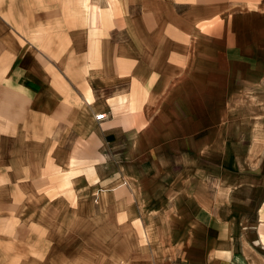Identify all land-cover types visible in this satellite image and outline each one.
Segmentation results:
<instances>
[{
  "label": "rangeland",
  "instance_id": "1",
  "mask_svg": "<svg viewBox=\"0 0 264 264\" xmlns=\"http://www.w3.org/2000/svg\"><path fill=\"white\" fill-rule=\"evenodd\" d=\"M224 1L230 4V11L248 5L264 6V0H214L216 11ZM168 2V10L176 8L179 14L189 11V6L177 7L172 0ZM81 3L82 0H0V14L19 30L22 22L28 34L31 29L46 27L51 39L59 32L61 40L66 27L76 33L79 28H89L80 16L85 10ZM90 3L106 8L114 7L118 0H90ZM119 27L120 31L113 32L112 37L125 47L128 39L125 23H119ZM98 31L100 34L95 36L100 40L104 33L102 29ZM11 33L6 30L8 48L14 44ZM26 42L22 41V45ZM89 43L88 40V48ZM112 47L104 43L102 52L109 56ZM8 48L6 51L0 48V105L5 100L1 94L8 89L3 87L1 76L13 59ZM41 50L58 56L66 49L30 48L26 57L29 68L35 58L31 53L41 57ZM69 50L72 55L67 56L68 51L57 69L44 64L38 72V92L44 95L43 103L50 98L59 111L64 100L60 85L69 87L71 81L64 74L76 76L74 83L82 77L85 82L83 69L87 64L74 61L77 57L84 61V50L76 47ZM227 84L223 83L221 73L216 72L213 96L199 97L200 103L206 104L208 100L213 113L208 119L200 113L196 126L165 116L161 118L167 127L156 120L145 135L128 136L121 122L127 118L125 108L118 114H109L113 130L100 129L101 136L97 133L104 160L89 157L84 165L72 164L70 157L82 138L90 141L94 135L87 133V120L79 113L73 112L69 118H57L46 125L41 116L30 128L26 113L17 119L15 111H4L7 116L0 119V264H205L211 246L209 235L202 225H192L187 203L182 208L174 197L170 196L172 202L166 201L171 193L166 190L175 186L182 192L196 183L201 203L212 208L221 206L220 203L238 206L243 218L249 219L261 200V192L254 191L256 180L264 178L255 174L261 165H255L253 140L260 125H264V83L245 87L244 81L231 80V89ZM71 101L74 103L73 97ZM169 104L166 99L164 106ZM141 108L145 118L153 116L155 109ZM9 120L12 128L5 127ZM5 121L3 126L1 123ZM21 121L26 128H14L15 122ZM186 126L193 127L188 129L192 137L184 136L185 145L171 144L170 141L179 140L177 137ZM159 132V136H152ZM66 172L73 174L68 180ZM9 174L18 179L16 182L24 192L17 200L12 196L14 179L8 188L1 185ZM182 211L186 217L178 220L176 215L180 216ZM147 228H151L154 241L150 243L147 239L144 245L139 236Z\"/></svg>",
  "mask_w": 264,
  "mask_h": 264
},
{
  "label": "crops",
  "instance_id": "2",
  "mask_svg": "<svg viewBox=\"0 0 264 264\" xmlns=\"http://www.w3.org/2000/svg\"><path fill=\"white\" fill-rule=\"evenodd\" d=\"M168 1L118 0L114 7L103 8L98 4L92 5L90 0H82L80 5L85 10L80 16L89 28H79L76 33L71 29L69 32L66 27L62 31L61 40L59 32L51 39L46 27L29 29L31 33L28 34L27 27H24L22 22L19 30L0 14V48L4 51L8 48L7 29L14 36V44H10L11 47L8 48L9 53L13 52V59L1 77L3 87L18 93L24 102H20L22 105L19 101L14 102L11 110L15 111L16 118L22 119L26 113L29 127L34 128L32 124L41 116L44 123L47 121L46 125L57 118H69L73 112L79 113L81 118L87 120V133L94 135L89 138L90 141L82 138L70 157L72 164L84 165L89 157L104 160L99 152L102 143L98 137L102 135L99 130H113V122H109L108 118L103 122L96 121L92 111L98 115L105 113L109 117V114L115 115L125 108L127 118L121 122L127 129V135L142 136L146 134L147 128H153V122L156 120H160L161 126L167 127L161 117L176 118L174 121L178 122L190 121L195 126L200 113L206 114L208 119L213 113V106H209L208 100L206 104L203 101L200 103L199 97L203 99L213 96L216 72L221 73L223 83H228L229 89L231 80L244 81L245 87L264 83V6L248 5L246 8L230 11V4L224 1L216 11L214 0H172L177 7L189 6L187 13L179 14L176 8L168 10ZM97 7L100 10L97 11ZM122 22L125 23L128 35L125 47L120 46L112 37L113 32L120 31L119 23ZM100 28L104 36L97 40ZM22 41L29 43L22 45ZM104 43L109 48L113 46L109 56L102 52ZM71 47H76L77 50L81 48V52L84 50V61L81 57L74 61L80 65L87 64L83 69L85 82L83 77H78V83H74L76 76L71 78L63 73L66 79L71 81L69 87L58 82L64 95V100L59 104V111L55 109L56 103L52 99L47 98V102L43 103L44 95L41 96L38 92V72L44 64L57 69L60 60L68 51L67 56L72 55L69 50ZM30 48L66 50L58 56L54 52L41 50L39 57L33 52L31 56L35 58L29 68L26 57ZM70 62H73V59ZM227 68L230 70L227 71ZM242 89L240 88L239 92ZM54 94L50 95L55 96ZM104 94L106 96H103ZM1 95L5 98V92ZM166 99L170 101L168 107L164 106ZM140 106L142 110H147L148 106L150 111L155 109L149 120L140 113ZM55 110L57 112H54ZM136 113L140 114L138 118H135ZM6 121L1 124L5 126ZM10 122L11 120L5 127L12 128ZM260 126L259 132L253 137L255 165H261V168H256L255 174L264 177V125ZM16 127L26 128L23 121L15 122L14 128ZM189 128L193 127H184L177 137L179 140H172L171 144L185 145L186 139L192 137ZM14 135H17V131ZM159 135L160 132L152 134L153 137ZM103 136L107 137V133ZM184 136L187 138L183 141ZM106 142L109 144L108 140ZM75 150L78 152L74 158ZM94 170L98 176V169L94 167ZM12 179L14 178L9 174V177H5L6 183L1 185L8 188L9 184L15 181V192H10L14 198H18L19 194L24 192L21 184L16 182L18 179ZM256 182L258 184L254 191L261 192V200L249 219L243 218L244 214L238 206L236 208L220 203L221 206L212 208L210 204L201 203L199 185L196 183L182 192L178 188L174 189L175 186L166 190L171 192L167 194L166 201L172 202L171 196L178 202V206L182 207L187 203L191 208L188 212L191 213L192 225H202L209 235L211 246L207 249L205 264H264V178L257 179ZM183 211L180 216L176 215L178 220L186 217Z\"/></svg>",
  "mask_w": 264,
  "mask_h": 264
},
{
  "label": "bare ground",
  "instance_id": "3",
  "mask_svg": "<svg viewBox=\"0 0 264 264\" xmlns=\"http://www.w3.org/2000/svg\"><path fill=\"white\" fill-rule=\"evenodd\" d=\"M6 96H5V100L2 102V104L0 105V119L1 120H3V118H6V114L4 113V111L6 112V110L8 109V111L10 110V109H12L13 108V106H14V102H16V101H19V103L20 102H22V103H24L23 101H22V99H21V97L18 95V93H16V92H13V91H11V90H9V89H7V91H6V94H5ZM22 103H20L21 105H22ZM16 115V114H15ZM96 116H98V114L96 115ZM77 152H78V150H75V152H74V158H75V156H76V154H77ZM67 173V172H66ZM66 180H68V179H70V177L71 176H73V174L72 173H67L66 174ZM116 197V196H115ZM143 235H145V238L143 237ZM139 237H141V240H142V242H143V244L145 245V243H144V241L145 240H147L148 239V241H150V243H152L153 241H154V238H153V236H152V230H151V228L149 229V228H147L145 231H140V236ZM144 239V240H143ZM152 241V242H151ZM147 250V249H146ZM155 254V257H156V250H155V252H154ZM156 259H157V257H156Z\"/></svg>",
  "mask_w": 264,
  "mask_h": 264
},
{
  "label": "built area",
  "instance_id": "4",
  "mask_svg": "<svg viewBox=\"0 0 264 264\" xmlns=\"http://www.w3.org/2000/svg\"><path fill=\"white\" fill-rule=\"evenodd\" d=\"M107 115L105 113L99 114L98 116L95 117L96 121L98 122H103L107 120Z\"/></svg>",
  "mask_w": 264,
  "mask_h": 264
}]
</instances>
